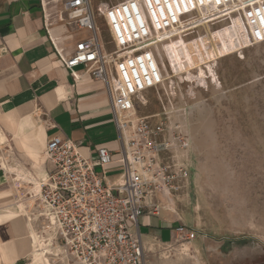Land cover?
Wrapping results in <instances>:
<instances>
[{
  "label": "rangeland",
  "instance_id": "obj_1",
  "mask_svg": "<svg viewBox=\"0 0 264 264\" xmlns=\"http://www.w3.org/2000/svg\"><path fill=\"white\" fill-rule=\"evenodd\" d=\"M234 2L90 0L106 50L114 49L112 13L126 33L156 38L163 81L143 92L146 103L137 102L135 113L177 125L189 142L173 153L190 173L173 212L195 238L148 244L146 264H264V0ZM119 4L118 11L106 10ZM12 177L11 184L17 178L21 185L15 184L14 201L28 197L22 181L30 176ZM26 204L31 245L36 237L47 240L44 221H32L35 206ZM62 251L51 241L49 263L73 264L61 261Z\"/></svg>",
  "mask_w": 264,
  "mask_h": 264
},
{
  "label": "built area",
  "instance_id": "obj_2",
  "mask_svg": "<svg viewBox=\"0 0 264 264\" xmlns=\"http://www.w3.org/2000/svg\"><path fill=\"white\" fill-rule=\"evenodd\" d=\"M62 4L65 22L89 34L69 54L55 50L73 77L77 76L73 69L83 66L85 73L104 83L120 139L122 171L119 182L107 184L102 168L112 160L109 150L98 148L93 159L79 152V143L53 136L45 145L51 171L39 179L38 191L25 189L35 206L32 221H44L41 231L63 248L62 262L146 264L138 218L144 213L159 216L164 209L160 197L175 199L190 176L188 166L173 155L175 149L185 151L189 145L179 127L165 119L151 122L134 109L137 102L146 103V89L163 81L152 45L156 38L149 32L137 35L131 28L126 33L113 19L114 13L111 18L103 15L113 31L114 49L107 51L90 0H63ZM120 5L106 10L118 11ZM216 5L223 11V3ZM97 13L101 15L99 7ZM173 230L174 241L181 245L195 238L194 231L181 222Z\"/></svg>",
  "mask_w": 264,
  "mask_h": 264
},
{
  "label": "crops",
  "instance_id": "obj_3",
  "mask_svg": "<svg viewBox=\"0 0 264 264\" xmlns=\"http://www.w3.org/2000/svg\"><path fill=\"white\" fill-rule=\"evenodd\" d=\"M62 3L0 0V131L6 137L0 145V160L5 164L0 167V207L10 198L7 190L13 195L11 185L17 188L16 183L11 184L12 176L34 179L51 171L45 145L56 135L79 143V152L89 158L94 159L100 147L109 150L112 160L102 168V174L107 184L120 181V139L105 85L85 73L83 66L73 69L77 75L73 77L55 50L69 54L76 42L89 34L65 22ZM35 130H40L33 141L41 160L38 164L20 142L26 138L30 144ZM10 165L18 169L9 170ZM160 198L164 209L159 216L144 213L138 218L144 249L152 242L168 244L174 227L181 222L177 212L171 211V207L175 210L174 199ZM0 247L7 250L6 256H14L13 261L1 259L0 264H29L31 242L24 218L2 226Z\"/></svg>",
  "mask_w": 264,
  "mask_h": 264
},
{
  "label": "bare ground",
  "instance_id": "obj_4",
  "mask_svg": "<svg viewBox=\"0 0 264 264\" xmlns=\"http://www.w3.org/2000/svg\"><path fill=\"white\" fill-rule=\"evenodd\" d=\"M176 111H179V110L177 109ZM39 134H40V130L38 132H36V130L34 132H32V136L30 135L31 137L29 139L30 144L29 143L27 144L28 140L26 138L23 140H20L21 145L26 150V152L30 153L32 155V157L35 158L36 164H38L41 160L35 154V150H34L35 146H33V144H34L33 141H34V139H36L39 136ZM5 141H6V137L0 131V145L5 143ZM0 164L2 167L4 166L3 163H0ZM9 170H12V168L10 166H9ZM15 176L19 177L18 175H15ZM43 177H41V178H43ZM39 179L40 178H34V179L28 178L22 182H25L28 184L27 190H29V192H33V191L35 192V191H38V189H39V186H38ZM14 181H15L16 185L20 186L19 188H21V185L17 184V182H19L20 179L16 178ZM13 191L18 192L16 188H14ZM9 192H10L11 197L9 199L5 200L6 201L5 205L0 207V229L7 222H13L14 223L16 220H18L20 218H24V215L28 216L26 203L29 202V205H31V203H33V200L29 197H24V198L20 197V199H17V201L16 200L14 201V199L12 198V191H9ZM171 209H172V207H171ZM24 221H25V219H24ZM25 226H26V228L28 226L26 221H25ZM14 227H18V226L14 224ZM50 244H51L50 238H47V240H44V239H40V238L36 237V242H34L33 245H31L29 264H50L49 260H48L47 253H46ZM6 251L7 250L5 248L0 247V260L3 259L6 263H9V262L13 261L14 256H12L11 254H8L6 256V254H5Z\"/></svg>",
  "mask_w": 264,
  "mask_h": 264
}]
</instances>
